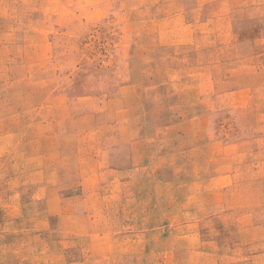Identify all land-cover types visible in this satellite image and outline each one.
I'll use <instances>...</instances> for the list:
<instances>
[{
	"label": "rangeland",
	"instance_id": "obj_1",
	"mask_svg": "<svg viewBox=\"0 0 264 264\" xmlns=\"http://www.w3.org/2000/svg\"><path fill=\"white\" fill-rule=\"evenodd\" d=\"M0 264H264V0H0Z\"/></svg>",
	"mask_w": 264,
	"mask_h": 264
}]
</instances>
